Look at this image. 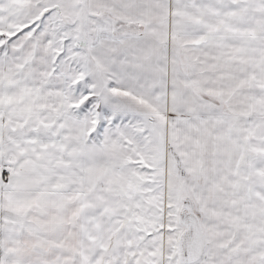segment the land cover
I'll list each match as a JSON object with an SVG mask.
<instances>
[{
  "label": "snow or ice",
  "instance_id": "snow-or-ice-1",
  "mask_svg": "<svg viewBox=\"0 0 264 264\" xmlns=\"http://www.w3.org/2000/svg\"><path fill=\"white\" fill-rule=\"evenodd\" d=\"M0 264H264V0H0Z\"/></svg>",
  "mask_w": 264,
  "mask_h": 264
}]
</instances>
